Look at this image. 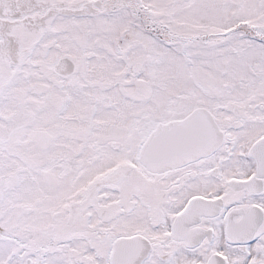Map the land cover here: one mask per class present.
Wrapping results in <instances>:
<instances>
[{
    "label": "snow or ice",
    "instance_id": "1",
    "mask_svg": "<svg viewBox=\"0 0 264 264\" xmlns=\"http://www.w3.org/2000/svg\"><path fill=\"white\" fill-rule=\"evenodd\" d=\"M0 264H264V0H0Z\"/></svg>",
    "mask_w": 264,
    "mask_h": 264
}]
</instances>
